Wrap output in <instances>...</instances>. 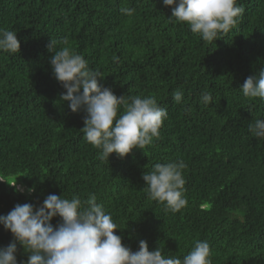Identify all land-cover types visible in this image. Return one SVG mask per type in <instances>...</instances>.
Segmentation results:
<instances>
[{
  "label": "trees",
  "instance_id": "16d2710c",
  "mask_svg": "<svg viewBox=\"0 0 264 264\" xmlns=\"http://www.w3.org/2000/svg\"><path fill=\"white\" fill-rule=\"evenodd\" d=\"M238 3L245 11L236 26L205 42L169 21L163 0H0V28L21 43L20 53L0 52V177L35 187L22 194L0 181V215L16 204L39 206L49 194L94 193L133 251L143 239L150 251L182 258L206 240L212 264H264V139L248 131L264 119V101L239 90L264 67V0ZM51 39L58 49L67 40L116 96H155L169 114L159 138L126 158L98 160L80 132L85 114L59 100L65 89L49 63ZM177 89L186 103L173 101ZM205 90L209 105L200 102ZM178 160L187 165L188 203L166 213L148 198L142 176ZM12 240L0 225V248ZM18 249V261H26Z\"/></svg>",
  "mask_w": 264,
  "mask_h": 264
},
{
  "label": "clouds",
  "instance_id": "9594fccd",
  "mask_svg": "<svg viewBox=\"0 0 264 264\" xmlns=\"http://www.w3.org/2000/svg\"><path fill=\"white\" fill-rule=\"evenodd\" d=\"M163 5L171 8L169 21L186 24L205 42H216L229 33L245 11L238 0H163ZM120 12L131 16L135 9L121 7ZM57 43L51 39L48 50L52 53L49 63L53 76L65 89L59 100L72 113L85 114L80 132L98 150L97 159L109 161L113 154L126 158L134 150L143 151L152 145L169 115L157 98L116 96L101 85V73L71 49L67 40L59 49ZM20 50L18 34L0 28V52L17 54ZM239 90L249 100L264 101V67L247 77ZM172 98L176 104L186 103L180 89L173 92ZM200 102L212 103V93L202 92ZM248 131L257 140L264 139V119H255ZM186 167L182 160L157 163L142 176L148 198L161 204L166 213L175 214L187 206ZM0 181H6L18 193L35 192V187L22 188L17 181L9 183L3 177ZM57 217L60 219L54 226ZM0 225L13 237L0 248V264H212L211 246L206 240H197L182 258L164 255L160 247L150 251L143 239L133 251L116 234L122 230L94 193L86 199L76 194L71 198L49 194L39 206L16 204L6 215H0ZM18 245L27 255L26 261H18Z\"/></svg>",
  "mask_w": 264,
  "mask_h": 264
}]
</instances>
